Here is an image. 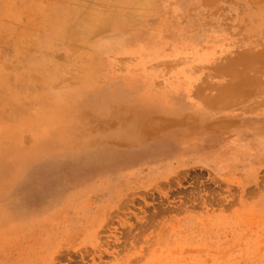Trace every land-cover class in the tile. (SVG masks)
Returning <instances> with one entry per match:
<instances>
[{
	"label": "rangeland",
	"instance_id": "obj_1",
	"mask_svg": "<svg viewBox=\"0 0 264 264\" xmlns=\"http://www.w3.org/2000/svg\"><path fill=\"white\" fill-rule=\"evenodd\" d=\"M0 264H264V0H0Z\"/></svg>",
	"mask_w": 264,
	"mask_h": 264
},
{
	"label": "bare ground",
	"instance_id": "obj_2",
	"mask_svg": "<svg viewBox=\"0 0 264 264\" xmlns=\"http://www.w3.org/2000/svg\"><path fill=\"white\" fill-rule=\"evenodd\" d=\"M100 11H101V8H95V9H91V10H88V9H85V8H80L76 10V12L78 13H84V15H86L87 19H86V24H85V27L87 28V32L89 29H91L95 24H103L105 21H103L101 15H100ZM104 100H101L100 101L104 102L105 100H107L106 98H109V94L108 95H104ZM99 102V101H98Z\"/></svg>",
	"mask_w": 264,
	"mask_h": 264
}]
</instances>
